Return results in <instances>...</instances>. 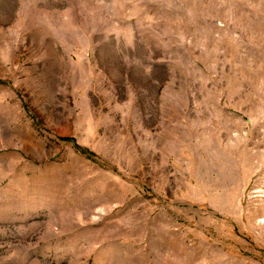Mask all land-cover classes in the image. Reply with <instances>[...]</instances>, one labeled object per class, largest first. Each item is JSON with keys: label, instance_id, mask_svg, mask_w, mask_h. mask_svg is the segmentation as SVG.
Here are the masks:
<instances>
[{"label": "rangeland", "instance_id": "obj_1", "mask_svg": "<svg viewBox=\"0 0 264 264\" xmlns=\"http://www.w3.org/2000/svg\"><path fill=\"white\" fill-rule=\"evenodd\" d=\"M0 264H264V0H0Z\"/></svg>", "mask_w": 264, "mask_h": 264}]
</instances>
